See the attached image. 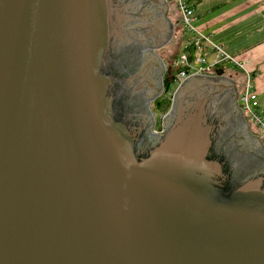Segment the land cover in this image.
<instances>
[{"label": "water", "instance_id": "water-1", "mask_svg": "<svg viewBox=\"0 0 264 264\" xmlns=\"http://www.w3.org/2000/svg\"><path fill=\"white\" fill-rule=\"evenodd\" d=\"M167 8L0 0V264H264V142L231 81L184 83L150 137Z\"/></svg>", "mask_w": 264, "mask_h": 264}, {"label": "built area", "instance_id": "built-area-1", "mask_svg": "<svg viewBox=\"0 0 264 264\" xmlns=\"http://www.w3.org/2000/svg\"><path fill=\"white\" fill-rule=\"evenodd\" d=\"M168 1L175 5L180 17L181 27L192 34V39L185 46L184 52L173 64L175 78L174 87L170 94L174 96L175 90L190 78L217 76L216 72L219 69H225L227 64L232 65L234 69L241 70L244 75V80L241 83L243 90L240 99L242 112L248 123L256 128L257 132H254L255 135H258L264 142V119L259 113V95L253 85L251 72L246 69V64L197 29L194 25L197 20L195 12L197 0ZM164 120L165 115L161 117L160 127H156L153 130V135L157 138H162L167 132L168 128Z\"/></svg>", "mask_w": 264, "mask_h": 264}, {"label": "crops", "instance_id": "crops-1", "mask_svg": "<svg viewBox=\"0 0 264 264\" xmlns=\"http://www.w3.org/2000/svg\"><path fill=\"white\" fill-rule=\"evenodd\" d=\"M202 1L204 0H197L196 15L198 5ZM212 14L214 13L208 9L202 17L197 15L206 21L199 23L201 30L197 28L209 36L214 43L223 46L228 53L246 64V69L251 72L253 85L259 95V104H261L259 113L264 119V98L261 101L264 96V23L261 25L264 21V0H240V4L232 7L229 14L218 16L213 22ZM253 19L259 21L258 26L256 25L249 31L242 30V26L247 24L248 20L252 21ZM221 22H224L223 26H220ZM231 26L232 29H230ZM257 32L259 36L253 37ZM221 34H226V39L230 40L229 44L215 41V36ZM243 80L244 75L242 76Z\"/></svg>", "mask_w": 264, "mask_h": 264}, {"label": "flooded vegetation", "instance_id": "flooded-vegetation-1", "mask_svg": "<svg viewBox=\"0 0 264 264\" xmlns=\"http://www.w3.org/2000/svg\"><path fill=\"white\" fill-rule=\"evenodd\" d=\"M167 1V14L165 15V23L167 25V27L170 29V36L168 38L167 43L165 44L164 47L162 48H148L146 50L147 53L153 55L155 58H157L160 62H162L165 66L164 72H163V85L161 86V88L159 89V91L156 93V95L152 98H146L145 100V105H144V109L146 110V117H151V120L149 121V126L148 128L154 129L157 127V113L154 112L155 106H156V101L160 100L162 97H168V95H170V91L167 92V87H166V81L168 79V77H170L171 74V69L169 70V65L171 61H176L177 60V36L179 34L180 30L185 31L181 25H180V17L179 14L177 12V9L175 7L174 4H172L171 2ZM171 49H173V51L171 52ZM170 51L171 54V61L168 62L167 58L165 57L166 52ZM168 63V64H167ZM208 79V78H212V79H228L231 81L232 83V87L236 88V93H237V107L239 108V110L241 111L242 114V121L244 123L247 124L248 130L251 133L252 136H255V133L257 132L256 128L253 127L251 124L248 123L245 115L242 112V108H241V103H240V99H241V94L242 91L240 92V89L238 87L237 82L234 80L233 76H229L227 74H225L224 76H213V77H193L188 79L185 83L191 81V80H195V79ZM176 92V90H175ZM174 92V93H175ZM168 93V94H166ZM178 95L173 96L172 98V106H173V110H172V106L170 108V110L165 114V124L167 126V128H169L172 123L175 121V117H176V112H177V101H178ZM151 130H150V137L153 141V143L157 144L159 142L160 139H158L156 136L153 135L151 136ZM153 131V130H152ZM255 132V133H254Z\"/></svg>", "mask_w": 264, "mask_h": 264}, {"label": "rangeland", "instance_id": "rangeland-1", "mask_svg": "<svg viewBox=\"0 0 264 264\" xmlns=\"http://www.w3.org/2000/svg\"><path fill=\"white\" fill-rule=\"evenodd\" d=\"M196 4H197V2H196ZM239 4H240V0H204L198 5L197 15H200L202 17L203 15H205L206 10L209 9L211 12L214 13V14H212V17H211L212 22H213L218 16L221 17L225 13L229 14L230 11H231V8L234 7V6H238ZM197 17L198 18H197L196 22L194 23V25L201 30V28L199 27V23H201V22L205 23L206 21H204L203 18L200 19L199 16H197ZM258 22L259 21L256 20V19L255 20L253 19L252 21L248 20L247 24L242 26V30H245V31L246 30L247 31L252 30L253 28L256 27ZM263 23H264V21L261 23V25ZM223 24H224V22H221L220 26H223ZM232 28L233 27L231 26L230 29H232ZM258 36H259V33L257 32L253 37H258ZM191 39H192V34L186 32V31H183V30L179 31V34H178L177 39H176L177 40V46H178V49H177V52H176L177 55L180 54V53L181 54L183 53L185 46L187 45V43ZM215 41H218V42L223 41V43H225L226 45L230 43V40L226 39V34H221V35L215 36ZM172 51H173V49H171V52ZM171 52L167 51L166 55H165V57L167 58L168 62L171 61V56H170ZM174 62L175 61H171L170 62L171 65H169L167 63L168 66H169V70L172 68ZM173 70H174V68H173ZM225 71H226L225 74H228L229 76H233V78L237 82L238 87H239L240 92H241L243 90L242 89V85H241L243 72L241 70H239V69H234L232 67V65H230V64H227L225 66ZM263 98H264V96L261 98V101H262ZM258 101H259V96H258ZM240 103H241V100H240ZM260 105L261 104H259V107H261ZM263 106H264V102H263ZM157 118H158V116H157ZM156 121H157V128H159L160 125L158 123H160V119L156 120Z\"/></svg>", "mask_w": 264, "mask_h": 264}, {"label": "trees", "instance_id": "trees-1", "mask_svg": "<svg viewBox=\"0 0 264 264\" xmlns=\"http://www.w3.org/2000/svg\"><path fill=\"white\" fill-rule=\"evenodd\" d=\"M184 52V51H183ZM182 54H178L177 55V60L180 58ZM173 66L171 68V76L168 77L167 79V83H166V87H167V92L171 91L174 87V78H175V70H173ZM168 94V93H166ZM172 98H173V94L168 95V97H162L160 100L156 101V106L154 109V112L157 113L158 118L157 120L160 119V123H158L159 125L161 124V116L165 115L171 108L172 106Z\"/></svg>", "mask_w": 264, "mask_h": 264}]
</instances>
